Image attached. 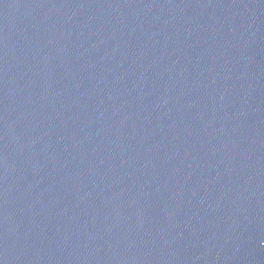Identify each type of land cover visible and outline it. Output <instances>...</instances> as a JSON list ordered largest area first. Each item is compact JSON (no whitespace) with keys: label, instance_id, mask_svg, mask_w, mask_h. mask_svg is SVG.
<instances>
[{"label":"water","instance_id":"95a60500","mask_svg":"<svg viewBox=\"0 0 264 264\" xmlns=\"http://www.w3.org/2000/svg\"><path fill=\"white\" fill-rule=\"evenodd\" d=\"M0 264H264V0H0Z\"/></svg>","mask_w":264,"mask_h":264}]
</instances>
